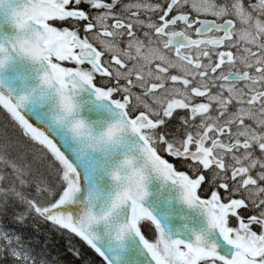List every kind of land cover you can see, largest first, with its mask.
Wrapping results in <instances>:
<instances>
[{
    "label": "snow or ice",
    "instance_id": "6c2138e0",
    "mask_svg": "<svg viewBox=\"0 0 264 264\" xmlns=\"http://www.w3.org/2000/svg\"><path fill=\"white\" fill-rule=\"evenodd\" d=\"M0 111L49 170L0 138V215L100 264H264V0H0ZM0 264L50 261L0 225Z\"/></svg>",
    "mask_w": 264,
    "mask_h": 264
},
{
    "label": "trees",
    "instance_id": "16d2710c",
    "mask_svg": "<svg viewBox=\"0 0 264 264\" xmlns=\"http://www.w3.org/2000/svg\"><path fill=\"white\" fill-rule=\"evenodd\" d=\"M0 138L7 142V152L12 156L27 154V163L34 172L49 175L48 160L20 135L19 129L11 119L0 111ZM23 211L20 205L10 202L3 215H0V225L21 237L22 242L30 247L37 260L45 257L50 264H100V258L88 248L78 237L66 230L59 229L35 215L28 217L22 224L16 222L14 213ZM79 250L78 259L72 250Z\"/></svg>",
    "mask_w": 264,
    "mask_h": 264
},
{
    "label": "water",
    "instance_id": "95a60500",
    "mask_svg": "<svg viewBox=\"0 0 264 264\" xmlns=\"http://www.w3.org/2000/svg\"><path fill=\"white\" fill-rule=\"evenodd\" d=\"M153 191H156V186H153ZM168 192L167 190H165L162 193V197L163 196H167ZM155 198V197H153ZM173 207L174 209H176V211L173 213V216L175 217L172 221L171 224L173 226V229L175 230V228L180 227L184 221H182L179 217L180 215H186V216H194L195 214L192 213L190 210H188L187 208H185L183 205L177 204L175 201H173ZM190 223V221H189ZM138 258L132 255H129L126 257V260L129 262V264H132L133 261L137 260Z\"/></svg>",
    "mask_w": 264,
    "mask_h": 264
}]
</instances>
